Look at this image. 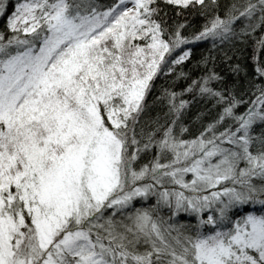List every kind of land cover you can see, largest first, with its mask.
Segmentation results:
<instances>
[{
	"label": "snow or ice",
	"instance_id": "1",
	"mask_svg": "<svg viewBox=\"0 0 264 264\" xmlns=\"http://www.w3.org/2000/svg\"><path fill=\"white\" fill-rule=\"evenodd\" d=\"M0 16V264H264V0ZM160 74L187 86L157 96ZM200 100L218 111L189 127Z\"/></svg>",
	"mask_w": 264,
	"mask_h": 264
},
{
	"label": "trees",
	"instance_id": "2",
	"mask_svg": "<svg viewBox=\"0 0 264 264\" xmlns=\"http://www.w3.org/2000/svg\"><path fill=\"white\" fill-rule=\"evenodd\" d=\"M15 2H16V0H9L10 5H14ZM101 2L106 3V2H108V0H101ZM220 2L223 4V3L229 2V0H220ZM5 22H6V16H0V30L3 29ZM196 23H197V25L202 24L203 20L198 19L196 21ZM206 48H207V46L202 42L197 44V45H193V52H194L195 58H199L201 52H206ZM250 52H251V48H247L245 55L249 54ZM241 62L251 64V61L245 60L244 57H241ZM194 63H195V60L192 61L193 65H194ZM180 70H181L180 67L177 66V71H180ZM182 70L186 73H189L190 75H193V76L200 75V73L198 71L189 72L188 62H185V66ZM249 71H251L250 68H249ZM154 84H155V86L153 88V92L157 96H159L161 94L162 90L165 88H169L171 90L179 92V91H181L182 86L183 87L187 86L185 83V80L183 78L178 79V80H173L170 77H166L164 74L158 75V77L155 79ZM186 98L191 100V96H186ZM148 99H149V101H151L153 99V96L149 95ZM159 110L161 112L167 111L166 104L163 106H160ZM217 111H218V109L212 108L210 103H207L203 100H200L198 102H193L192 106L190 107V109L188 111V114L185 117L184 123L189 127H191L192 123H196L197 126H199V121L196 120V115H194V113L200 114V119L204 123H207L216 115ZM193 131H194V129H193ZM246 208L248 211L256 212L257 214H259V212H260V206L259 205H255V206L247 205ZM164 214L167 215L168 212L164 213ZM177 220L179 222L187 223V222H190V220H192V219H185V218H181L178 216Z\"/></svg>",
	"mask_w": 264,
	"mask_h": 264
},
{
	"label": "rangeland",
	"instance_id": "3",
	"mask_svg": "<svg viewBox=\"0 0 264 264\" xmlns=\"http://www.w3.org/2000/svg\"><path fill=\"white\" fill-rule=\"evenodd\" d=\"M163 212H164V213H167V209H164ZM178 216L181 217V218H185V219H192V220H190V222H195V221H194V218H193V217H190V216H189L188 214H186V213H179Z\"/></svg>",
	"mask_w": 264,
	"mask_h": 264
}]
</instances>
